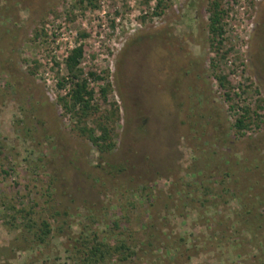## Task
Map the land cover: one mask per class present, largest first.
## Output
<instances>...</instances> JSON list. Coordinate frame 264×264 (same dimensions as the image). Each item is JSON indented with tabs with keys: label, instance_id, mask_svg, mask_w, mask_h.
<instances>
[{
	"label": "rangeland",
	"instance_id": "rangeland-1",
	"mask_svg": "<svg viewBox=\"0 0 264 264\" xmlns=\"http://www.w3.org/2000/svg\"><path fill=\"white\" fill-rule=\"evenodd\" d=\"M218 1L222 44L213 0H0V264H81L73 248L94 233L138 251L106 264H264L232 192H264V0ZM78 45L86 114L62 100ZM106 115L103 151L82 128L100 135ZM29 219L49 222L44 242Z\"/></svg>",
	"mask_w": 264,
	"mask_h": 264
},
{
	"label": "trees",
	"instance_id": "trees-1",
	"mask_svg": "<svg viewBox=\"0 0 264 264\" xmlns=\"http://www.w3.org/2000/svg\"><path fill=\"white\" fill-rule=\"evenodd\" d=\"M210 29L211 33L214 35V40L218 39V42L222 44V34H223V13L224 10L221 8V4L218 0H213L212 5L210 7ZM220 46V45H219ZM218 51H219V47ZM84 55V47L83 45H78L74 49L71 50L70 54L67 57L66 65L68 69L71 71V83L72 88L70 89L69 97L62 98L64 102V106L69 111H74L76 108L81 109V114H86L89 111L91 106L92 97L94 95V91L90 88L88 79L80 76V62ZM94 78H100L94 73H90ZM220 81L221 86L225 87L227 77L224 75H218L217 77ZM62 87L64 86V82L59 83ZM107 89L105 87L101 88V95L103 98L106 96ZM227 96L230 95L227 93ZM245 114H242L236 118L234 123V127L237 129H244L250 126L252 122V117L248 110L245 111ZM108 117V118H107ZM106 118L109 120L102 121L97 125V128L100 129V135H95V128H87L86 126L82 128L83 132L88 131L89 137L93 142H95L98 146L101 147V150H111L115 143L112 141V131L113 128L109 126L108 121L110 122L109 116L106 115ZM112 121V119H111ZM239 164V163H238ZM254 167L261 168L262 173L264 174V164L260 163L254 164ZM225 176L229 178L232 176V172L225 171ZM225 177V178H226ZM223 183L225 180L222 181ZM215 183V182H214ZM254 187V185H252ZM146 189V187H143ZM204 193H209L211 187L204 186ZM228 190V188H225ZM233 197L238 196L240 202V208L236 211V228L237 232L240 231V227L249 230L250 233L255 237V240L264 244V235L261 233V229L264 230V214L258 211V206L262 207L264 205V192L255 194L251 192L250 187H240L239 191H232ZM18 211V210H17ZM15 211V212H17ZM247 215V216H246ZM13 220L15 221L17 218L16 215H12ZM255 218L258 219V224L255 221ZM30 220V219H29ZM26 222V226L31 233L34 234L36 240L39 242H44L45 237L48 236L51 232V227L48 221L43 220L40 225L38 222L30 220ZM261 235L263 238L260 239ZM182 242L185 241L184 237L180 238ZM78 243L73 248V255H75V259L79 258L81 264H106L113 261H127L131 260L138 255V251L134 250L132 244L128 243L127 240L121 239L118 240L116 244H111L109 242H105L102 240H98L97 233H94V237H90L89 235L81 234L78 239ZM152 241L149 243L151 244ZM176 253L173 254L174 258L183 257L187 255V253L191 252L189 249L181 250L176 248ZM168 254L172 255V252L169 248ZM173 259V258H172ZM167 260V259H166ZM160 262V257L158 256L153 264H158Z\"/></svg>",
	"mask_w": 264,
	"mask_h": 264
}]
</instances>
